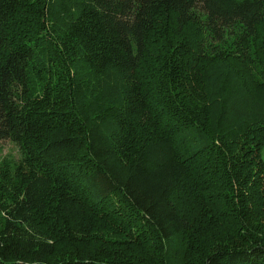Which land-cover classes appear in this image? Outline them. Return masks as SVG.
I'll return each mask as SVG.
<instances>
[{
	"label": "trees",
	"instance_id": "1",
	"mask_svg": "<svg viewBox=\"0 0 264 264\" xmlns=\"http://www.w3.org/2000/svg\"><path fill=\"white\" fill-rule=\"evenodd\" d=\"M0 264H264V0H0Z\"/></svg>",
	"mask_w": 264,
	"mask_h": 264
},
{
	"label": "rangeland",
	"instance_id": "2",
	"mask_svg": "<svg viewBox=\"0 0 264 264\" xmlns=\"http://www.w3.org/2000/svg\"><path fill=\"white\" fill-rule=\"evenodd\" d=\"M20 157L18 147L11 142H0V160L3 158H9L11 160H18Z\"/></svg>",
	"mask_w": 264,
	"mask_h": 264
}]
</instances>
